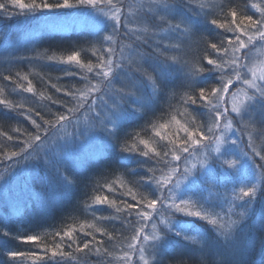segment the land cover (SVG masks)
<instances>
[{
  "label": "snow or ice",
  "instance_id": "6c2138e0",
  "mask_svg": "<svg viewBox=\"0 0 264 264\" xmlns=\"http://www.w3.org/2000/svg\"><path fill=\"white\" fill-rule=\"evenodd\" d=\"M73 9H88L98 18L97 23L110 31L91 46L94 61L81 59V51L75 50L66 56L36 51L32 56L10 58L29 64L46 60L73 65L79 71L64 69V75L77 76L83 83L71 88L52 84L69 99L48 96L57 109L49 107L47 114L6 98L0 87V105L8 110L23 109L17 114L35 129L14 127L11 131L17 136L0 131V137L13 142L0 146V167L5 169L0 181L6 184V175L22 161H43L45 166L56 165L69 188L74 180L60 173L58 165L66 161L69 147L77 140L92 139L97 132L103 133L113 154H128L116 156L121 164L131 163L132 154L143 157L135 163L147 175L129 169L127 174L109 177L105 169L100 173L103 182L96 180L91 195L87 188L93 177H89L83 206L92 220L85 218L78 229L68 225L49 233L54 244L44 245L43 255L6 251L12 264L18 257L32 264H188L184 258L188 244L199 246V264H254L248 257L255 240L242 237L258 193L264 197V163L255 159L264 161V70L258 74L252 66L253 51L259 53L264 48V2L136 0L132 5L125 0H0V18L9 20ZM145 12L152 14L156 26L144 22ZM43 23L54 26L56 21L45 15ZM162 33L169 39L163 40ZM117 35L127 38L119 51ZM211 37H216L215 42ZM200 44L206 45L202 55ZM194 45L198 54L191 58L188 51ZM16 76L28 81L22 90L34 94L28 75L17 72ZM3 80L21 88L9 74H4ZM177 80L181 92L169 87ZM161 97L166 98L163 103ZM178 116L191 120L182 122ZM139 120L144 123L121 135L125 124ZM172 125L176 126L175 135L166 131ZM49 153L57 159H50ZM196 159L199 166L192 163ZM225 164L233 173L250 172L249 185L238 191L235 186L231 192L226 187L221 190V183L229 179ZM125 175L136 179L125 181ZM125 187L126 192H118ZM119 195L130 199H118ZM259 202L258 223L264 233V198ZM97 205L109 206L114 214L103 215ZM113 221H119L120 226ZM198 222L208 228L202 230ZM4 235L11 233L5 230ZM16 238L24 242L42 239L40 235ZM259 246L260 264H264V235ZM80 253L84 255H76Z\"/></svg>",
  "mask_w": 264,
  "mask_h": 264
},
{
  "label": "trees",
  "instance_id": "16d2710c",
  "mask_svg": "<svg viewBox=\"0 0 264 264\" xmlns=\"http://www.w3.org/2000/svg\"><path fill=\"white\" fill-rule=\"evenodd\" d=\"M24 2L27 3L28 0H24ZM237 2L239 3L240 0H237ZM244 2L247 3L248 0H244ZM17 11L19 10L17 9ZM179 11L182 14H188L184 9H180ZM250 12L256 15L255 10ZM45 13L50 14L52 12ZM52 14L56 15L61 13ZM40 17L41 15L27 18L23 16H17L11 20L0 18V87L5 89L4 96L6 98L12 99L17 103H23L30 108L47 114L49 112V107L54 110L57 109V105L51 104V102L47 99L48 96H53L54 98H60L62 100L69 99L68 97H64L62 93H57L55 88L52 87V84H57V86L61 88H71L73 85L80 86L83 82L79 81L77 76H65L63 72L64 69H71L74 72H78L79 69L73 65L53 63L46 60L33 61L31 64H29L27 61H12L10 58L32 56L36 51L46 53L47 55H52L55 53L57 56H66L75 50L81 51V59L86 60L91 58L94 61L95 57H93L91 54V46L101 41L103 36L108 33L96 32L92 34L90 32H74L69 36L58 34L50 36L48 34L35 38L36 40L32 41L30 44H19L13 47V43L16 41V38H19L17 34H21V31L27 24L36 21ZM145 20L148 22V25H157V21L152 18L151 13H148V17ZM213 30L220 31L218 29ZM149 33L151 34V32ZM149 33L148 36L150 35ZM149 38L151 39L152 37L149 36ZM211 38L215 42L216 37ZM8 43H10V46ZM205 47L206 45L204 44H200L198 46L199 53L201 55ZM196 48L197 46L194 45L192 49L193 52L189 53L188 51L189 57L195 58L197 56L198 53ZM145 51L151 52L152 49L145 47ZM153 54L155 55V53ZM17 72L28 75V78L34 87V94L24 92L22 90L28 86V81L19 80V78L16 76ZM4 74L11 75L15 80L18 81V83L21 85V88L17 89L16 84H14L12 81H4ZM179 83V80H177L174 82V84H170L169 87H176V90L181 92L183 89L179 88ZM41 93H43V97L41 96ZM164 99L166 98L161 97V103H163ZM22 111L23 109L8 110L4 108L3 105H0V131L8 132L13 136L18 135V133L11 131V129L14 127H21L22 129L26 128L34 132L35 129L33 128L30 121L24 119L23 115L17 114L18 112ZM159 111L160 106L158 104L157 113H159ZM2 116L5 117V122L2 121ZM35 118L38 122H41L39 117ZM258 118H260V116H258ZM258 118L257 120H259ZM177 119H180L183 122L185 120H191V117L178 116ZM143 123V120H139L125 124L121 135L124 131L135 129L138 125ZM166 131H168L169 135H175L176 126L172 125L171 129ZM11 143L13 142L7 141L5 138L0 137V146ZM243 143L245 145L248 144L247 137L244 138ZM260 143L261 141L257 139L256 144L259 145ZM117 155L128 154H113L112 150L109 149L106 146V142H104L103 154L98 158L89 161L88 165L85 168L83 167L82 170L73 171L68 167H64V165L59 164L58 166L60 173H63L74 180V183L69 186V188L65 187L62 176L58 174L56 170V165L45 166L39 163H24L22 161L19 166L15 167L14 170L11 171L10 175H6L5 179L7 183L5 184L4 181H0V183H4L6 185L5 192L7 194H14V190L18 188L23 189L24 193L22 198L27 199H21L20 203H22V205L20 206V203H18L17 208V206H7L8 200L6 196L0 195V261H4L5 264H12L13 258L8 257L5 254L6 251H31L37 255H43L42 247L44 245L51 247L54 244V240L52 236L49 235V233H54L57 230H63L68 225L75 226L78 229L79 224L83 222L85 218L91 221L92 217L85 213L83 206V201L86 199L84 194V186L85 184H89V177H93L87 188L88 194L91 195L93 194V186L96 184V180L100 178V173L105 169L107 171L104 174L109 177H111L112 173L127 174L129 169H136L137 172L147 175L145 169L135 163L136 160L144 159L143 157L132 154L133 161L131 163L121 164L116 159ZM255 159L258 164L264 163V161H261L259 157H256ZM224 167L229 173V179L226 182L221 183V190L226 187L228 191L231 192L232 187L235 186L238 191L239 187L244 185L247 186L251 182L250 172L233 173L231 169H228L226 164ZM4 173L5 169L0 167V174ZM123 178L125 181L131 182H134L136 179V177H132L130 175H125ZM100 179L101 182H103V179ZM52 180L58 182L56 185H59L58 189H55L54 191L52 190L53 192L50 191V183ZM120 191L126 192L127 188L125 187L123 190L118 189V192ZM37 195H39V198H46V201H42L44 205H48L50 196H55L57 198L62 196L63 200H61V203H56L54 208L49 207L48 209L39 210V203L36 202ZM108 195L111 196L112 194L108 193ZM262 198L264 197H261L258 193V200L257 204L255 205V210L251 213V219L248 221L247 225L251 228L249 231L251 238L257 242L255 248L250 251V255L248 257L252 262H254V264H260L262 257V252L259 246V238L264 235V233L260 231L259 223L257 224L261 209V204L259 201ZM118 199L128 200L130 197L126 195H119ZM132 202L135 203V201ZM96 207L102 208L104 210L103 215L114 214L112 208L107 205H97ZM182 218L191 219L186 217ZM232 218L236 219L235 216ZM113 223H115L117 227L120 226L119 221H113ZM198 224L202 226V230L208 228L204 222H198ZM5 230L10 232L11 235L5 236ZM74 234L78 235L79 233ZM27 235H40L42 239L36 242H24L23 240L16 238ZM96 235L99 238V233ZM56 239L58 240L59 238L57 237ZM81 239H90V237H81ZM104 239L107 240L106 237ZM198 252V245H187V254L184 258L187 260L188 264H199L200 257L194 259L195 254H198ZM76 255L83 256L84 254L80 253ZM49 257L50 252L48 253V256L45 257V260H47ZM14 259L16 260V264H32L30 260H26L24 257H18ZM57 259H59V257H57ZM96 259V256L91 257L92 261H96ZM38 264H42V262H38ZM69 264H71V262H69Z\"/></svg>",
  "mask_w": 264,
  "mask_h": 264
},
{
  "label": "rangeland",
  "instance_id": "374dc122",
  "mask_svg": "<svg viewBox=\"0 0 264 264\" xmlns=\"http://www.w3.org/2000/svg\"><path fill=\"white\" fill-rule=\"evenodd\" d=\"M258 2H264V0H258ZM126 4H132L135 5L136 4V0H125ZM133 11L135 12L136 9L135 7L133 8ZM252 11V10H250ZM52 13H61V14H56L53 15ZM50 14L48 13H43L41 14V17L39 19H37L36 21L29 23L25 26V28H23V30L21 31V34H17V36L19 38H16V41L13 43V47L19 45V44H30L32 41L36 40L35 38L37 37H41L43 35H71L74 32H90V33H99V32H106L108 33L110 31V29L104 27L103 25H100L97 23V17H94L90 14V11L88 9H73V10H60V11H54ZM48 16L51 19L55 20L56 23L55 25H48L47 27L44 25L43 23V17L44 16ZM152 15V14H151ZM256 15H258V13H256ZM143 17L145 19H147L148 17V13L145 12L143 14ZM144 19V22L146 24H148V22ZM143 26V25H142ZM103 29V30H101ZM150 34V33H149ZM141 35L143 36L144 33L142 32ZM150 37H152V34L149 35ZM161 38L163 40H167L169 39V37L165 34L161 35ZM13 41V40H12ZM125 42L127 43V38L117 35V43H116V48L117 51H119V48L121 46V42ZM10 46V43H8ZM193 50H189V53H192ZM253 60H252V66L254 67V69L257 71V73L259 74V72L261 70H264V63H261V61H264V48H261V51L259 53L253 51ZM235 88V86H234ZM243 88L241 86V92H242ZM240 93L238 92V95ZM257 115H259V113L257 112ZM5 116V115H3ZM2 116V121L5 122V117ZM257 116V118H258ZM259 119V118H258ZM104 142H105V138L103 136V133H94L93 134V138L92 139H86L85 137H81L79 140L76 141V143L72 146L69 147L68 149V155L66 158V161L64 163H61L62 165H64V167H68L70 169H72L73 171L75 170H82V168L86 167L88 165V162L91 161L92 159H95L97 157H99L100 155L103 154L104 152ZM49 158L52 160H56L57 157L53 154V153H49ZM192 163H196L197 166H199V160H193ZM39 164L41 165H45L43 163V161H41ZM189 167H191V164H189ZM58 182L55 181H51L50 186H51V192H53L55 189L59 188V185H56ZM246 186V185H244ZM264 185H262L261 187H263ZM6 185L4 183H0V195H4L6 196L7 200H8V204L7 206H12L15 207L18 205V203L21 202V199L26 200L27 198H22L24 190L23 189H16L14 190V194H7L5 191ZM53 190V191H52ZM25 196V195H24ZM37 201L39 203L38 208L39 210H44V209H48L49 206L51 208H54V206L56 205V203H61L63 200V197L60 196L59 198L55 197V196H50V199L48 201V205H44V203H42V201H46V198H39V195L36 196ZM16 199V201H15ZM18 199V200H17ZM14 201V202H13ZM22 205V203H20V206ZM18 208V206H17ZM37 208V210H38ZM38 210V211H39ZM227 210V209H225ZM258 224V222H257ZM251 230V228L249 226L245 227V235L242 238L245 239H253L251 238L249 231ZM254 240V239H253ZM256 240H255V245H256ZM199 254V255H198ZM198 254H195V258L200 257V252H198Z\"/></svg>",
  "mask_w": 264,
  "mask_h": 264
},
{
  "label": "bare ground",
  "instance_id": "6f19581e",
  "mask_svg": "<svg viewBox=\"0 0 264 264\" xmlns=\"http://www.w3.org/2000/svg\"><path fill=\"white\" fill-rule=\"evenodd\" d=\"M98 158V157H97ZM96 159V158H95ZM49 206V205H48ZM50 207V206H49Z\"/></svg>",
  "mask_w": 264,
  "mask_h": 264
}]
</instances>
